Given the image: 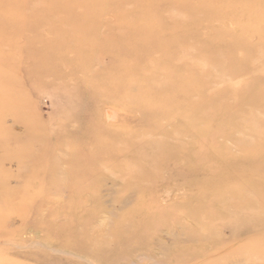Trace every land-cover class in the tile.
Returning <instances> with one entry per match:
<instances>
[{"label":"rangeland","instance_id":"rangeland-1","mask_svg":"<svg viewBox=\"0 0 264 264\" xmlns=\"http://www.w3.org/2000/svg\"><path fill=\"white\" fill-rule=\"evenodd\" d=\"M0 264H264V0H0Z\"/></svg>","mask_w":264,"mask_h":264},{"label":"bare ground","instance_id":"bare-ground-1","mask_svg":"<svg viewBox=\"0 0 264 264\" xmlns=\"http://www.w3.org/2000/svg\"><path fill=\"white\" fill-rule=\"evenodd\" d=\"M258 207V206H257ZM259 208V207H258ZM195 241V240H194Z\"/></svg>","mask_w":264,"mask_h":264}]
</instances>
